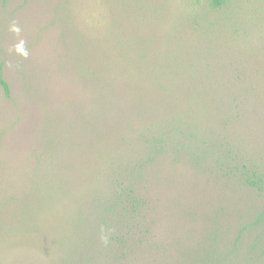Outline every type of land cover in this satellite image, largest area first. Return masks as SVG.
Returning a JSON list of instances; mask_svg holds the SVG:
<instances>
[{
	"label": "rangeland",
	"instance_id": "374dc122",
	"mask_svg": "<svg viewBox=\"0 0 264 264\" xmlns=\"http://www.w3.org/2000/svg\"><path fill=\"white\" fill-rule=\"evenodd\" d=\"M207 2L0 0V264L264 249V0Z\"/></svg>",
	"mask_w": 264,
	"mask_h": 264
},
{
	"label": "trees",
	"instance_id": "16d2710c",
	"mask_svg": "<svg viewBox=\"0 0 264 264\" xmlns=\"http://www.w3.org/2000/svg\"><path fill=\"white\" fill-rule=\"evenodd\" d=\"M229 0H208V7L214 10L219 9L223 5H225ZM0 86L2 87V90L4 92V95L8 94V85L7 83L1 78L0 76ZM260 180L256 181H250L251 185H256L259 183ZM126 189H128L126 191ZM135 189H131L129 186H126L120 190L118 193V196H121V194H125L126 197L130 196L129 194H133L132 203L130 205L129 212H125V214H122L117 219V224L122 226L123 228H126L131 223V218H129V214L133 213L135 208L134 204L137 206H142L144 201L142 198L137 194H135ZM128 214V215H127ZM257 222V220H256ZM254 226V223H251L249 225H244L241 227L237 233L236 237L232 240L231 244L228 243L227 248L225 250L223 249H216L214 252L209 250L206 253H201L199 255H196V263L194 264H264V249L259 250L260 241L258 236H254L253 239H249V232L252 227ZM139 228H137L138 230ZM119 230V229H116ZM145 233L148 232V229L145 228ZM125 235V234H124ZM248 237V239H247ZM112 240L118 244L120 243L125 244V241L123 238L118 236H112ZM129 240V239H128ZM244 248H241V247Z\"/></svg>",
	"mask_w": 264,
	"mask_h": 264
}]
</instances>
